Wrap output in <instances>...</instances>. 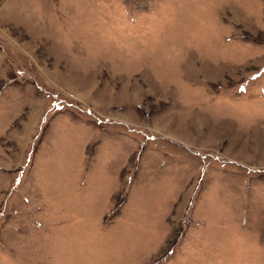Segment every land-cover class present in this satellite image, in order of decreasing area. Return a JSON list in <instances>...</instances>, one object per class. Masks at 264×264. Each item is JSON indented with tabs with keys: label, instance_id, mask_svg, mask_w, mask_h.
Here are the masks:
<instances>
[{
	"label": "rangeland",
	"instance_id": "rangeland-1",
	"mask_svg": "<svg viewBox=\"0 0 264 264\" xmlns=\"http://www.w3.org/2000/svg\"><path fill=\"white\" fill-rule=\"evenodd\" d=\"M263 73L264 0H0V264H264Z\"/></svg>",
	"mask_w": 264,
	"mask_h": 264
},
{
	"label": "crops",
	"instance_id": "crops-1",
	"mask_svg": "<svg viewBox=\"0 0 264 264\" xmlns=\"http://www.w3.org/2000/svg\"><path fill=\"white\" fill-rule=\"evenodd\" d=\"M184 67H185V69H184L183 73H185V71H186V67L190 68V64H187V65H185ZM187 77H189V78H187ZM187 77H186V76L183 77V75H182L181 82L188 83V84H190V86H196V84H197V80L193 79L194 74L191 72V73L187 74ZM186 85H187V84H186ZM187 86H188V85H187ZM260 86L264 87V73H263V75L260 77V79H259V81H258V84H253V88H252L253 96H255V94L257 93V95H256V99H257L258 102H261V103H259V104L262 105L261 108H260L261 110L259 111V114L257 115V117H258L259 119H263V117H264V96L258 94V93H259V90H257V87H260ZM181 98H182V97H181ZM250 99H251V98H250ZM262 101H263V102H262ZM239 104H240V105L237 106V107H238V108H237L238 111H242V110L244 111L245 108L248 109V107L245 106V104H244L243 102H240ZM251 107H252V106H251ZM253 107H255V106H253ZM234 109H236V106L234 107ZM205 110H210L211 113L218 112V108H217V110L212 109V108H209V109L206 108ZM207 112H208V111H207ZM212 116H213V115H212ZM213 117H214V116H213ZM229 119H231V118H229ZM231 120H233V119H231ZM245 120H246V119H245ZM236 121H237V120H236ZM260 121H262V120H260Z\"/></svg>",
	"mask_w": 264,
	"mask_h": 264
}]
</instances>
